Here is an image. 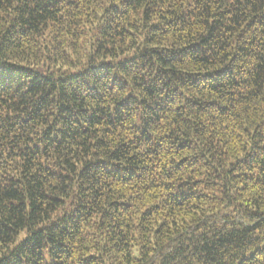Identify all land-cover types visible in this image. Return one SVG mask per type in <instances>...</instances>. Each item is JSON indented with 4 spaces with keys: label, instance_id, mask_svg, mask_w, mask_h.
Here are the masks:
<instances>
[{
    "label": "trees",
    "instance_id": "1",
    "mask_svg": "<svg viewBox=\"0 0 264 264\" xmlns=\"http://www.w3.org/2000/svg\"><path fill=\"white\" fill-rule=\"evenodd\" d=\"M0 264H264V0H0Z\"/></svg>",
    "mask_w": 264,
    "mask_h": 264
}]
</instances>
